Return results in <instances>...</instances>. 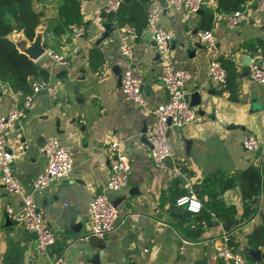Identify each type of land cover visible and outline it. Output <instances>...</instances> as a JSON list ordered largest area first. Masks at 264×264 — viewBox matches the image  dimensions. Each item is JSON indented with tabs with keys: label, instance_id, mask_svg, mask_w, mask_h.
<instances>
[{
	"label": "crops",
	"instance_id": "obj_1",
	"mask_svg": "<svg viewBox=\"0 0 264 264\" xmlns=\"http://www.w3.org/2000/svg\"><path fill=\"white\" fill-rule=\"evenodd\" d=\"M106 0H80L84 35L73 37L67 30H52L57 0H35V8L44 9V43L47 49L65 54L68 63L52 65L43 53L35 59L48 70L47 79L55 84L54 93L34 95L26 116L9 127L7 136L26 144L13 170L26 191L44 167L40 133L62 141L72 157V168L65 177L32 191L45 221L55 232V241L47 251L36 248L35 236L22 223L8 217L5 206H21V195L7 189L0 178V264H48L49 257L62 252L65 264H225L216 256L215 245L223 236L253 262L248 249H259L264 256V237L252 243L250 233L264 226V162L259 152L247 150L241 142L244 132L258 135L264 142V83L247 74L249 57H264V13L255 10L252 18L232 26L222 19L209 18L211 4L196 12L175 9L164 0H149L147 9L159 5V22L172 39L159 53L146 25L130 36L132 56L119 52L120 25L107 19ZM132 0H128L126 3ZM148 11V10H147ZM113 30L104 38L103 23ZM133 25V24H132ZM209 27L216 34L215 48L226 68L223 83L207 76L210 47L200 42L197 31ZM74 45L78 48L74 50ZM33 60V59H32ZM190 71L186 82L189 101L198 93L196 117L180 126H170V159L156 165L149 155L145 132L153 123L150 111L123 98L121 73L129 66L143 79V91L154 106L167 95L158 78L163 63ZM14 87L0 78V114H6L17 100ZM117 138L129 158L128 184L110 192L119 212L117 223L103 238L89 235L88 203L103 186L111 155L108 142ZM253 166L260 176V191L254 210L245 216V201L236 184L220 193L224 206H231V218L213 216L199 223L198 211H186L177 205L178 196L193 190L202 206L207 198L200 194L202 179L210 172H232ZM182 179V193L175 199L167 188L171 179ZM185 242V250L179 246Z\"/></svg>",
	"mask_w": 264,
	"mask_h": 264
},
{
	"label": "built area",
	"instance_id": "obj_2",
	"mask_svg": "<svg viewBox=\"0 0 264 264\" xmlns=\"http://www.w3.org/2000/svg\"><path fill=\"white\" fill-rule=\"evenodd\" d=\"M121 0H106L104 12L116 11ZM166 5L175 9L196 12L209 0H164ZM255 10L264 13V0H255ZM213 18L222 19L229 25L236 26L252 18L251 2L243 4L228 13H221L215 4H211ZM161 7L152 5L147 11L146 28L153 39L159 53L163 52L169 41L172 39L171 32L160 24L159 16ZM13 31H16L14 29ZM67 31L78 37L87 32L83 23L71 22ZM119 52L125 58L132 56V45L130 36H136V27L128 22L120 25ZM200 42L210 47V60L207 66V76L214 83H223L226 78V68L218 58L215 48L216 34L212 28H202L197 31ZM78 45H74V50ZM50 59L52 65H63L68 63L65 54L47 49L44 52ZM247 74L251 80L257 83H264V57L252 59L247 64ZM191 74L187 68L172 67L169 63H163L160 67L158 78L161 80L167 98L165 101L154 106L148 102L143 91V79L133 73L127 66L121 73L120 92L124 99L134 103L136 106L148 110L154 117L153 123L145 132L148 143L149 155L158 166H164L166 158L171 156V147L168 140V129L170 126L180 127L193 120L197 115V107L190 103L186 82ZM29 91H22L14 88V95L17 100L6 114H0V178L8 190L21 195V206L14 209L10 204L5 206V211L12 220L22 223L25 228L35 236L36 248L40 251H47L55 241V232L45 221L42 210L35 201L33 192L47 186L53 180L65 177L72 168V157L68 147L59 139L50 137L46 133H40V149L45 155L44 167L35 175L32 180V191H26L19 178L13 170L15 160L22 156L26 144L16 142L7 136L9 127L18 123L26 116L35 94L44 91L52 94L55 91V84L49 79L40 77H29ZM242 145L250 151L259 152L260 163L264 162V142L252 133L244 132L241 137ZM108 152L111 155L108 175L103 186L92 196L88 203L87 217L89 235L103 238L112 231L117 223L119 212L114 205L110 192L117 191L128 184L129 180V158L124 152L122 142L113 138L108 142ZM177 205H183L190 211H198L202 203L190 189L189 193L180 195L175 200ZM185 242L180 244L179 251L185 250ZM216 256L225 264H257L245 257L241 249L234 247L227 236L223 235L215 245ZM48 264H65L62 252L49 257Z\"/></svg>",
	"mask_w": 264,
	"mask_h": 264
},
{
	"label": "trees",
	"instance_id": "obj_3",
	"mask_svg": "<svg viewBox=\"0 0 264 264\" xmlns=\"http://www.w3.org/2000/svg\"><path fill=\"white\" fill-rule=\"evenodd\" d=\"M34 1L0 0V78L24 92L30 90L29 77L47 79L48 70L20 52L13 41L7 37V34L14 29H23L27 37H33L35 26L44 17V9L35 8ZM148 1L132 0L126 3L121 0L116 11L105 12L106 17L110 21L115 20L119 25L128 22L140 30L146 25ZM245 1L216 0V8L221 13H228L242 7ZM208 14L209 18H212V11ZM53 19L52 30L56 33L65 32L71 22L82 23L80 0H57V12ZM181 182L182 179L179 176L173 177L169 182L167 191L173 199L182 193L179 187ZM236 184L239 186L242 199L245 201V216L252 213L260 191V176L257 169L250 166L245 169H235L232 172L216 170L202 179L200 194H206L207 198L195 214L196 218H199V223L210 222L213 216L220 219L231 218L229 213L234 211V208L223 205L220 193ZM187 213L192 212L186 209L181 222L185 220ZM249 236L252 243L260 244L264 237V226L260 225L254 228Z\"/></svg>",
	"mask_w": 264,
	"mask_h": 264
},
{
	"label": "water",
	"instance_id": "obj_4",
	"mask_svg": "<svg viewBox=\"0 0 264 264\" xmlns=\"http://www.w3.org/2000/svg\"><path fill=\"white\" fill-rule=\"evenodd\" d=\"M124 2H127L128 0H122ZM104 31L101 33L100 38L106 37L112 30L113 27L110 26L109 22H104L103 23ZM44 23L43 21H40L34 29V35L32 38H29L26 36L24 33L23 29H19L16 31H11L7 34V37L13 41L15 44L16 48L26 54L30 59H38L46 50L45 46V36H44ZM252 60L251 57H249L247 64ZM197 96V99L195 101H190V103L194 104L198 102V93L195 94ZM170 159V156L166 158ZM114 205L116 206V202L113 200ZM248 253L251 254V256L260 261L264 258V256H261L260 250L259 249H252L249 248Z\"/></svg>",
	"mask_w": 264,
	"mask_h": 264
}]
</instances>
